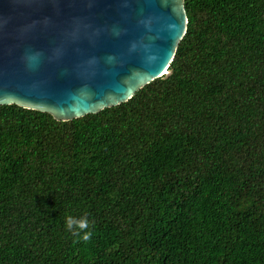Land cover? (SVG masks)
I'll list each match as a JSON object with an SVG mask.
<instances>
[{"label":"trees","instance_id":"trees-1","mask_svg":"<svg viewBox=\"0 0 264 264\" xmlns=\"http://www.w3.org/2000/svg\"><path fill=\"white\" fill-rule=\"evenodd\" d=\"M185 6L169 73L129 100L0 105V264H264V0Z\"/></svg>","mask_w":264,"mask_h":264},{"label":"water","instance_id":"water-1","mask_svg":"<svg viewBox=\"0 0 264 264\" xmlns=\"http://www.w3.org/2000/svg\"><path fill=\"white\" fill-rule=\"evenodd\" d=\"M185 0H0V105L71 120L169 73Z\"/></svg>","mask_w":264,"mask_h":264},{"label":"clouds","instance_id":"clouds-1","mask_svg":"<svg viewBox=\"0 0 264 264\" xmlns=\"http://www.w3.org/2000/svg\"><path fill=\"white\" fill-rule=\"evenodd\" d=\"M66 228L74 237L78 238V240H83L84 242L90 241L93 235V233L89 230L90 223L87 217H66Z\"/></svg>","mask_w":264,"mask_h":264}]
</instances>
